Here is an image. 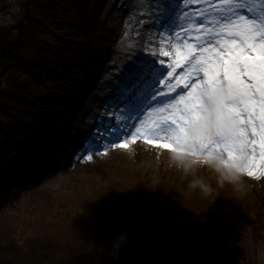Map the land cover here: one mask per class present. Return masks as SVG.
Returning <instances> with one entry per match:
<instances>
[{
  "label": "rangeland",
  "instance_id": "obj_1",
  "mask_svg": "<svg viewBox=\"0 0 264 264\" xmlns=\"http://www.w3.org/2000/svg\"><path fill=\"white\" fill-rule=\"evenodd\" d=\"M222 2L179 0L185 11L174 19L183 27L173 28L171 35L152 25L155 17L150 12V0H63L61 7L57 5L46 21L48 28L34 33V45L46 43L47 48L38 50L37 55L32 54L34 50L25 53L26 58L36 62L19 81L38 93L33 98L34 107L41 104L50 107L51 127L34 130L30 123L24 124L27 133L37 132L38 136L37 147L28 151L26 157L43 169L38 178L27 182L22 189L6 193L5 212L18 218L26 210L29 212L28 204L33 202L31 205L42 209L44 215L55 214L58 220L67 217L69 221H78L87 239L95 237L102 227L113 232L112 227L116 225L125 241L139 230H148L157 234L171 252L179 246L187 249L199 243L213 250L216 256L231 254L241 261L250 259L252 264H264V164L259 149V122L255 129L245 127L249 144L244 158L242 192L233 197L231 189L226 188L221 193L223 198L216 199L214 195L205 196L199 190L189 189L168 161L170 148L158 146L165 143L173 146L175 142L164 135L145 134V129L157 121L171 118L174 113L170 110L181 96L187 97L191 89L169 108L163 105L146 109L139 119L130 122V128L125 127L122 109L105 103L115 78L137 54L155 55L157 66L166 69L160 77L165 83L157 84L159 91L155 95L172 93L177 85H182L193 65L177 72L183 60L176 63V52H187L189 48L203 52L209 47L206 44L199 49L193 43L204 40L213 29L223 30L214 24L217 19L214 11ZM232 3L254 11L264 10V0H232ZM198 4H201L198 9L190 8ZM22 11L21 0H0L3 25L0 28L7 27L4 32H8L10 38L15 36ZM201 13L205 18L195 21L196 15ZM240 16L247 20L238 11L233 21L243 23ZM63 20L68 23L59 25ZM66 25L68 42L74 46L70 58L73 63L69 64L70 60L63 63L72 66L68 72L62 71V63L52 56L57 53L60 40L66 41ZM184 37L193 41L187 42ZM211 46L217 47L213 43ZM161 48L168 52L167 56ZM51 91H55L60 102L49 105L45 101ZM75 93L78 97H73ZM70 104L72 109L66 112L64 106ZM26 116L32 117L29 112ZM6 125L20 126V118ZM105 129L126 131L127 135L116 143L125 142L128 148H113L108 141L116 137ZM17 136L14 141L13 135L4 131L0 147H6V140L14 147L19 144L23 148L27 136ZM149 140L157 143H149ZM51 142L56 146L53 155L46 160L43 151ZM9 151L12 156H21L22 150ZM249 165H252V176L247 174Z\"/></svg>",
  "mask_w": 264,
  "mask_h": 264
},
{
  "label": "trees",
  "instance_id": "obj_2",
  "mask_svg": "<svg viewBox=\"0 0 264 264\" xmlns=\"http://www.w3.org/2000/svg\"><path fill=\"white\" fill-rule=\"evenodd\" d=\"M57 5L61 7L63 0H24L15 36L10 38L8 32L0 35V70L11 65L2 74L0 84V136L2 138L3 132L8 130L14 138L22 134L30 137L23 148L18 144L14 147L13 143L6 140V147H0V264H252L250 259L241 261L232 255L216 256L213 250L199 243L187 249L179 246L171 252L157 234L148 230H139L118 252H114L113 244L120 237L116 225L112 227L113 232L102 227L97 230L95 237L87 239L82 235V225L78 221H69L67 217L58 220L55 214L44 215L42 209L31 205L33 202L28 204L29 212L26 210L18 218L5 212L6 193L16 188L15 178L22 176L28 181L37 174V169L26 159V153L37 147L38 143L37 135L27 133L24 126L26 110L31 108L32 92L21 86L19 79L28 75V68H33L30 65L36 62L26 58L25 53L34 50L32 54L37 55L38 50L47 48L46 43L34 45V33L35 30L48 28L46 21L50 20L49 15L56 11ZM64 23L67 24L68 20L61 21L59 25ZM1 24L2 21L0 26H3ZM66 32V41L60 40L56 54L62 61L64 72L69 67L63 63H67L72 49V44L68 42V26ZM21 99L24 103H20ZM31 111L39 116V122L49 121L46 114L33 109ZM17 114L20 118L19 127L10 128L3 124L2 120L13 119ZM30 124L34 130L42 127L35 121ZM13 148L22 150L21 156H12L9 150ZM24 169H30V175H26Z\"/></svg>",
  "mask_w": 264,
  "mask_h": 264
},
{
  "label": "snow or ice",
  "instance_id": "obj_3",
  "mask_svg": "<svg viewBox=\"0 0 264 264\" xmlns=\"http://www.w3.org/2000/svg\"><path fill=\"white\" fill-rule=\"evenodd\" d=\"M241 6L232 3V0H223L219 7V19L215 21L217 27L223 30L209 31L203 43L197 45L199 48H203L204 44L209 45L200 53L199 58L192 56L191 48L187 52H176L177 64L182 60L189 64H192L193 60L196 61L184 80V88L191 90L187 97L181 96L180 101L172 108L174 114L171 119L175 127L169 125L166 120L157 121L153 126L145 129L146 135L150 137L164 135L175 143L185 142L189 126L200 117L202 93H213L218 87H222L231 101L223 106L224 113L237 126L234 138L227 142H212L204 147L223 151L230 159L245 158L249 144L245 127L252 126L255 129L254 121L259 112V149L261 162L264 164V16L247 20L240 16V20L244 22L235 23L233 21V17L237 15L235 9ZM184 11L185 9L180 7L179 0H175V3L174 0H150V12L155 17L152 25L158 26L169 35L173 28L183 27L182 24L176 23L173 16H180ZM180 18L186 19V17ZM213 41L217 46L215 48L211 46ZM161 52L165 56L168 55L163 48ZM157 59L155 55L133 56L112 83V90L106 97L105 103L109 107L122 109L121 114L126 118L125 127L130 128L132 126L130 122L139 119L144 110L150 108L153 103L160 104L163 99H172V97L156 98L155 93L159 91L157 84L165 83L160 77L166 71L162 66H157ZM201 72L202 79L197 83L189 84L193 74L199 76ZM168 75L171 76L172 73L169 72ZM115 127L112 125V128ZM104 131L116 137V140L108 141L113 148H128L125 142L116 143L122 136L127 135L126 131L123 129L115 132H109V129ZM253 135H256L255 131ZM149 143L155 144L157 141L149 140ZM158 146L172 147L170 143ZM251 167L252 165H249L247 170L249 176L254 175Z\"/></svg>",
  "mask_w": 264,
  "mask_h": 264
},
{
  "label": "clouds",
  "instance_id": "obj_4",
  "mask_svg": "<svg viewBox=\"0 0 264 264\" xmlns=\"http://www.w3.org/2000/svg\"><path fill=\"white\" fill-rule=\"evenodd\" d=\"M231 103L227 92L218 87L215 92L202 93L200 117L187 130L184 143H174L168 152V161L186 181L187 187L199 190L205 196L223 198L224 189H231L233 197L244 186L245 159H230L223 151L214 150L212 142H227L234 138L236 124L224 113V105ZM120 236L113 244L118 252L125 244Z\"/></svg>",
  "mask_w": 264,
  "mask_h": 264
}]
</instances>
